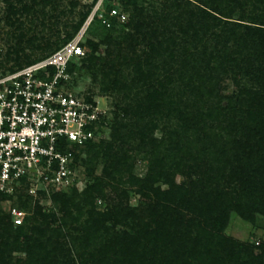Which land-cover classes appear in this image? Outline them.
Here are the masks:
<instances>
[{
  "label": "trees",
  "instance_id": "obj_1",
  "mask_svg": "<svg viewBox=\"0 0 264 264\" xmlns=\"http://www.w3.org/2000/svg\"><path fill=\"white\" fill-rule=\"evenodd\" d=\"M0 1L13 17L32 8L26 0ZM159 1L152 12L137 0L101 1L91 22L109 35L96 43L86 38L89 53L68 71H88L93 80L100 72L101 90L118 95L111 120L99 122L100 129L109 124L110 139L74 153L75 166L89 172L105 157L102 175L81 192L52 193L58 212L29 204L23 181L12 194L0 193V201L30 210L19 226L9 210L0 212V264H264V241L255 245L223 232L231 212L249 223L264 216V0ZM112 8L128 22L109 17ZM60 46L25 64L16 60L3 73ZM122 67L130 68L134 84L126 92L112 79ZM168 102L176 122L153 136ZM135 149L148 156L143 177L132 172ZM126 186L139 195L136 205L127 201ZM13 250L24 257L13 259Z\"/></svg>",
  "mask_w": 264,
  "mask_h": 264
},
{
  "label": "built area",
  "instance_id": "obj_2",
  "mask_svg": "<svg viewBox=\"0 0 264 264\" xmlns=\"http://www.w3.org/2000/svg\"><path fill=\"white\" fill-rule=\"evenodd\" d=\"M99 10L51 54L0 74V193L12 194L21 181L33 196L68 190L77 180L74 153L103 137L99 122L106 111L94 97L76 91L68 71L70 62L85 55L86 28ZM108 16L126 19L116 8ZM9 214L19 226L26 212L11 206Z\"/></svg>",
  "mask_w": 264,
  "mask_h": 264
},
{
  "label": "rangeland",
  "instance_id": "obj_3",
  "mask_svg": "<svg viewBox=\"0 0 264 264\" xmlns=\"http://www.w3.org/2000/svg\"><path fill=\"white\" fill-rule=\"evenodd\" d=\"M44 0H26L29 5H32V8L29 11H22L13 17V15L8 14L7 6L4 2L0 1V74L4 71H7L9 67L14 66L16 60L20 63L25 64L29 61L37 59L44 56L45 54L51 52L53 49L59 47L64 41L72 34L75 25L79 22L82 15L91 10V12L100 7L102 0H48L45 3H41ZM138 4L144 6L149 11H154L155 6H159V0H137ZM91 8V9H90ZM120 9H123L120 7ZM90 12V14H91ZM87 16L86 20L90 16ZM125 14V13H124ZM7 15L10 19L14 20L18 18L21 22L19 28L15 26H10L7 22ZM124 22L121 24L127 23L128 18L127 14ZM85 20V22H86ZM84 22V23H85ZM83 23V24H84ZM121 24L119 27H121ZM83 26V25H82ZM81 26V27H82ZM80 27V29H81ZM125 30H128V27H125ZM108 31L98 26L94 22L88 24L86 32L84 35V41L86 38L93 42H98L107 37ZM117 36L115 33L113 37ZM21 37V40L20 38ZM86 52L89 53V45H84ZM104 47V44L101 45ZM16 51V52H15ZM10 53V54H9ZM16 54L18 58L16 59ZM126 52H123V55H126ZM7 55H9L7 59ZM128 55V54H127ZM121 61V60H120ZM80 61H77V65H80ZM118 63V62H117ZM121 77L114 79L117 83L123 82L124 90L129 91L134 89V84H132V73L130 68L121 69ZM103 77L100 72H97L96 80H93L90 72L83 70L79 71L78 68L75 69L73 73V85L76 91L84 93L87 96L94 97L101 109L106 111L105 116L108 120L112 118V103L117 101L118 95L115 92L104 93L101 90L103 86ZM231 86L229 90H231ZM123 94H119L121 96ZM171 101V100H168ZM160 121H155L157 126L154 128L153 136L159 137L162 134L163 129L167 126L174 125L176 122V116L174 115L175 107L174 105L168 103H162L160 106ZM169 110V112L167 111ZM120 113V111H118ZM122 115V114H120ZM154 122V123H155ZM105 126L103 129V137L105 139H110V128ZM137 139H132L129 144L130 148L135 147L137 144ZM129 149V148H128ZM132 149V148H131ZM131 165L132 172L139 176L143 177L146 173L149 160L147 153L145 151L132 150L131 152ZM105 157L100 156L95 162L94 171L89 172L85 170V167H79L76 170V184L73 186L76 188L77 192H81L85 185L91 183L94 177L102 175V170L104 166ZM180 180L179 177L176 179ZM28 186L26 192L31 196L32 200L28 201L29 204L33 205L37 201L43 210H53L58 212V205L51 201V194L55 192H42L38 193L36 196L28 193ZM65 191V190H64ZM68 191V190H66ZM106 191H109L106 188ZM127 192V201L130 205H136L139 201V195L132 189L126 186ZM17 202L13 199H5L0 201V212L7 213L11 206H17ZM97 209L103 210L106 207L100 199L96 200ZM23 210V209H22ZM26 215L30 213V210H24ZM23 218V220H24ZM227 236L236 238V240L244 241L247 243H254L257 245L264 241V216L256 215L254 223H249L243 220L234 212L230 213L229 221L225 230L223 231ZM13 259L23 258L24 252L21 250H13L10 252Z\"/></svg>",
  "mask_w": 264,
  "mask_h": 264
}]
</instances>
